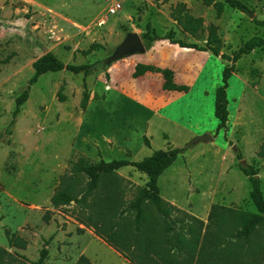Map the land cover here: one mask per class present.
Returning a JSON list of instances; mask_svg holds the SVG:
<instances>
[{"label": "rangeland", "instance_id": "374dc122", "mask_svg": "<svg viewBox=\"0 0 264 264\" xmlns=\"http://www.w3.org/2000/svg\"><path fill=\"white\" fill-rule=\"evenodd\" d=\"M241 1L254 14L227 7L219 19L214 7L205 6L203 0H0V248L10 254L6 263L37 264L46 247L50 253L43 264H76L89 241L81 238L84 221L92 216L95 224L110 222L148 182L145 174L126 168L106 180L85 206L74 202L55 209L52 197L81 157L88 164L139 162L157 151L175 148L182 152L159 185L167 202L195 216L203 215L204 228H209L206 241L199 243L205 250L200 258L205 264H264V228L249 245H240L235 236L238 212L257 213L250 198L251 182L241 169L243 161L260 170L264 193V49H256L236 64L228 88L229 130H219L215 112L216 91L224 85L230 61L206 53L184 55L179 45L164 40L144 41V53L102 66L128 33L143 38L149 23L152 33L161 37L172 34L206 47L208 30L203 37L186 38L171 17L179 3L203 18L206 29L211 24L218 26L222 53L233 56L252 38H264V27L254 22L264 21V0ZM116 5L121 10L110 15ZM95 44L100 47L84 54ZM50 53L65 64L96 65L97 69L88 77L68 71L43 75L32 87L12 134L7 135L16 99L35 73L34 63ZM189 61L199 68L198 77L188 93L177 96L163 110L162 116L170 121L124 95L137 86L150 87L155 95L161 91V74L133 77L138 64L182 69ZM61 88L66 97L63 103ZM86 93L90 98L83 109ZM206 135L213 140L195 143ZM87 182L82 177L79 188ZM114 187L117 191L112 192ZM212 206L225 210L218 209L210 221ZM146 210L162 232L165 224L156 207ZM127 217L133 219L129 210ZM179 219L174 216V234L185 233L188 225ZM220 222L224 228L217 230ZM130 227L125 221L121 229ZM17 238L27 244L24 249ZM218 238L225 243H214ZM247 246L256 254L257 249L262 251L251 259L240 257ZM94 248L110 264L119 263L106 247L96 244Z\"/></svg>", "mask_w": 264, "mask_h": 264}, {"label": "trees", "instance_id": "16d2710c", "mask_svg": "<svg viewBox=\"0 0 264 264\" xmlns=\"http://www.w3.org/2000/svg\"><path fill=\"white\" fill-rule=\"evenodd\" d=\"M203 3L207 7H214L217 18H221L225 13L226 8L233 10H239L247 14H254L250 8L241 0H203ZM171 17L177 22L178 26L188 33L193 38L203 37L208 30V38L206 47H201L198 44H189L180 39H176L172 34L161 37L155 33H152L153 26L151 23L147 25V33L144 34L143 41L147 43H155L157 41L168 40L171 44L179 45L183 49H192L199 52H211L213 55L228 60L232 63L231 66H227L224 71V85L219 87L216 91V118L219 120V130H229L230 123V111H229V99L228 88L229 81L236 71L237 62L245 55H249L256 49H264V38L254 37L246 44L241 46L233 56H228L222 53L223 43L218 34V26L211 24L209 28L205 27V20L201 17H195L192 15L191 10L187 4H177L171 13ZM257 26L264 27V21L254 20ZM99 45H93V47L84 52L89 55L93 50L99 48ZM103 66V65H102ZM105 68V67H104ZM97 69L96 65H72L65 64L58 59L54 54H47L34 63L35 73L26 90L16 99V109L13 113V120L6 132L7 135L12 134V127L16 124V120L21 113L22 107L29 100L32 87L37 84L40 78L48 73H58L62 71H68L75 75L84 74L85 77L90 76ZM147 73H158L164 78L163 89L165 91H178L188 93L190 88L187 86H180L175 83V72L171 69H162L152 65L138 64L135 68L133 77L135 79L145 76ZM89 95L86 93L82 101V108L86 109L89 102ZM60 102H65L66 97L62 94V88L59 92ZM4 134V135H6ZM149 140H146V145H150ZM180 149H171L168 151H157L151 157L145 158L139 162H133L130 160H114L112 162H106L101 160L96 163H89L86 158L81 157L77 162L72 164L71 175L64 176L61 179L59 187L56 189L54 196L52 197V205L55 209L71 206L72 203H76L80 206H85L88 202V197L92 194L98 193L106 180H110L112 176H115L123 169L134 168L137 172L143 173L147 176L148 182L144 187H140L134 199L129 203L128 208L122 210L120 214H115L114 218H111L110 222L103 224H95L94 217L89 216L88 221H84L85 226L94 228L97 235L103 238L109 245L121 252L134 264H205L204 260L200 256L205 254V250L200 248L199 243H204L207 239L208 228H204L205 223L190 215L186 212L178 209L177 207L166 202L161 195V188L159 180L162 175L174 164L178 156L181 154ZM239 158L241 156L239 155ZM242 171L248 177L251 182L250 198L252 203L257 209V213H248L244 211L238 212L235 217V221L238 223V229L236 230L237 243L249 245L252 239L258 234L261 228H264V193L263 183L260 178V170L254 166L247 165L241 166ZM82 177L88 179L86 187L82 190L79 188V182ZM117 191L114 187L113 191ZM155 206L160 216L165 223L164 232H158L154 229L156 224L153 222L147 214L146 207ZM218 209L225 208L219 206H213L209 216L210 221L214 217L215 212ZM131 211L133 219L126 218L127 212ZM221 211V210H220ZM223 212V211H222ZM118 216V218L116 217ZM174 216H178L179 222L185 226V233L174 234L176 228L174 227ZM44 220L49 222L50 213H46ZM129 222L131 227L127 230H123V222ZM221 227L217 230H221ZM9 235V233H8ZM14 238L11 237V240ZM21 241L23 249L26 247V243ZM224 241L218 238L214 243L218 245ZM225 243V242H224ZM157 249V250H156ZM174 251V253H173ZM262 249L256 250L253 247L247 246L240 254V257L245 259H251L256 257ZM49 250L45 247L41 252V258L37 264H43V262L49 256ZM172 253V254H171ZM183 259H179L180 256L185 255ZM10 255L4 249L0 248V264H13L6 263L7 257ZM198 257V259H196ZM257 256V261H258ZM76 264H93L86 256H81ZM218 264V263H214Z\"/></svg>", "mask_w": 264, "mask_h": 264}, {"label": "crops", "instance_id": "0c3cea01", "mask_svg": "<svg viewBox=\"0 0 264 264\" xmlns=\"http://www.w3.org/2000/svg\"><path fill=\"white\" fill-rule=\"evenodd\" d=\"M183 33H184L183 34L184 37H186V38L189 37L192 39V37L188 33L184 32V31H183ZM188 41H185V42H188ZM191 43L189 42V44H191ZM180 51H181V54H184V55L185 54L193 55V53H206V55H213L211 52H199V51L192 50V49L180 48ZM151 65L154 66L153 64H151ZM167 68L171 69L175 72V83L180 85V86H187V87L191 88L197 80V77H198L197 71L199 70V68L193 62H190V61L187 62L186 64H184L182 66V69L177 67V66H171V67L165 66L162 69H167ZM182 70L185 71L184 74L181 73ZM147 74H150V73H147ZM143 77H141V78H143ZM163 85H164V78L162 77V86L160 89L161 91L158 92L156 95L151 93V90L149 89L150 87L149 88L148 87L143 88V87H139V86H137L136 88L130 89L129 92L125 93L124 95L126 97L136 101L137 103H139V105L142 106V108H144L146 111L153 114L154 116L157 115V116L162 117V119L170 121L169 117L162 116V112L171 102H173L176 99L177 96H181L182 94H184V92L165 91L163 89ZM161 195H162V193H161ZM170 204L177 207L178 209L186 212L185 210L179 208L175 204H172V203H170ZM212 207L210 208V212H211ZM187 214H190V213H187ZM190 215H192V216H194V217H196V218H198L204 222L203 215H198V216H195L193 214H190ZM155 224L157 226H155L154 229H156L159 232V225L157 223L153 222V225H155ZM81 226H82L81 230L84 231L83 235H81V238L85 239L86 241L89 240L88 244L86 246H84V248L82 249L81 256H83V255L86 256L87 258H89L91 260L92 263H93V260L96 261V263H93V264H110V259L108 260L106 258H102L98 254V252L95 250V248L93 249V245L98 244L99 246L101 245V246L106 247L107 251H109L111 255L117 257V259L119 260L118 264H134L127 257H125L121 252H119L118 250L113 248L103 238H101L99 235H97L94 228H92V227L88 228L85 225H81ZM164 229H165V226H164ZM164 229H163V232H164ZM173 253H174V251H173ZM80 257H79V259H80ZM185 257H186V254L180 256L179 259L181 260Z\"/></svg>", "mask_w": 264, "mask_h": 264}, {"label": "water", "instance_id": "95a60500", "mask_svg": "<svg viewBox=\"0 0 264 264\" xmlns=\"http://www.w3.org/2000/svg\"><path fill=\"white\" fill-rule=\"evenodd\" d=\"M252 17L254 18L255 16ZM145 49V43L141 36L137 33L130 32L127 34L125 40L115 49V51L102 62V65L104 67H110L125 58L144 53ZM212 140L213 139L210 136L206 135L195 140V143L200 141L210 142ZM242 165L245 166V161L242 162Z\"/></svg>", "mask_w": 264, "mask_h": 264}, {"label": "built area", "instance_id": "2783aa9c", "mask_svg": "<svg viewBox=\"0 0 264 264\" xmlns=\"http://www.w3.org/2000/svg\"><path fill=\"white\" fill-rule=\"evenodd\" d=\"M121 5H116L110 10V15H116L121 10Z\"/></svg>", "mask_w": 264, "mask_h": 264}]
</instances>
